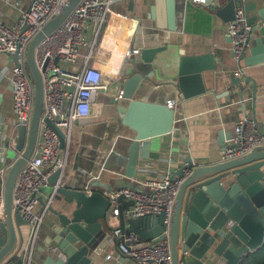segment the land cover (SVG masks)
Instances as JSON below:
<instances>
[{
    "label": "water",
    "instance_id": "95a60500",
    "mask_svg": "<svg viewBox=\"0 0 264 264\" xmlns=\"http://www.w3.org/2000/svg\"><path fill=\"white\" fill-rule=\"evenodd\" d=\"M79 1L67 0L27 45L25 66L34 88L32 115L28 126H16V146L12 153L16 156L4 181L0 264L23 262V254L19 251L24 243L22 226L25 221L17 211H12L11 199L16 176L35 147L42 112L43 82L34 51ZM148 3L156 26L172 30L174 0H148ZM165 5L168 23L163 12ZM254 5L253 2L245 4L243 0H224L214 4L212 11L223 22L229 23L238 8L247 13ZM256 10L255 15L247 17L250 25L255 23L256 17L264 21V5ZM249 50L250 55L242 54L238 59L236 73L241 72V76H235L234 72L230 75L240 92L241 77L245 83L250 80L243 75V67L264 61L262 38H257ZM13 60H16V54ZM124 63L118 82L122 96L119 99L111 97V103H117L115 109L121 123L132 132L124 172L107 182L93 181L85 187H70L65 182L58 183L63 169H56L48 177V182L54 185L46 204L48 231L42 246L36 249L39 258L34 260L33 253L29 264H99L109 243H116L112 232L117 228L123 233L133 231L144 242L161 240L167 230L171 264H237L247 252L264 243V147L226 162L193 166L190 158L184 161L171 175V179L179 178L181 183L168 225L164 223L162 212L126 219L122 196L118 198V215H113L114 206L107 193L121 188L148 193V187L139 179L142 161L157 158V153L151 150L157 138L179 131L180 118L175 106H170L169 102L147 101L140 95L150 91L151 84L172 87L180 99L201 95L205 92L202 72L214 69L213 53L186 55L172 45L144 47L137 57L125 58ZM45 122L58 136L60 148H64V131L54 121L46 119ZM75 122H90V117ZM255 160L259 161L251 163ZM15 249L16 254L3 261Z\"/></svg>",
    "mask_w": 264,
    "mask_h": 264
},
{
    "label": "built area",
    "instance_id": "2783aa9c",
    "mask_svg": "<svg viewBox=\"0 0 264 264\" xmlns=\"http://www.w3.org/2000/svg\"><path fill=\"white\" fill-rule=\"evenodd\" d=\"M66 1L30 0L29 8L21 12L13 24L6 25L0 21V53L11 58L16 54V60H13L7 73L12 92L14 129L18 125L28 126L32 115L34 88L25 66L27 45L58 14ZM187 1L207 6L209 2L218 0ZM112 3L113 0H80L61 24L35 48L34 60L43 82L42 112L35 147L16 176L11 199L12 211H17L27 226V238L19 251L23 254L22 264L30 263L43 235V216L37 212L38 194L48 185V177L56 169L65 166L64 159L59 157L61 148L58 136L47 125L46 119L54 121L68 140L72 123L92 116L97 90L111 86L113 96L121 98L123 90L118 82L124 59L139 53L138 49L130 46L136 19L114 12ZM227 36L232 56L238 60L248 48L251 38V25L243 8H238L234 19L227 24ZM123 37H126V43L119 50ZM79 60H82L81 64L77 63ZM69 65L77 66L75 70H69ZM237 75H241V72ZM15 146V137L10 138L4 143L1 152L3 148L14 150ZM263 147L264 134L257 132L255 122L246 117L240 118L234 124L229 145L220 153L219 162L232 160L252 149ZM191 162L193 166L203 165L193 160ZM9 167L10 164H0V222L3 221L4 181ZM171 175V168L167 166L161 177L143 181L149 189L148 193L128 188L107 193L110 204L114 206L113 215H118V198L122 196V201L127 202L123 209L126 219L162 212L164 223L168 225L173 201L181 183V179H171ZM112 237L116 241L118 255L132 259L137 264H171L167 230L161 240L151 242H144L133 231L123 233L119 228L113 230ZM14 253L16 249L3 261Z\"/></svg>",
    "mask_w": 264,
    "mask_h": 264
},
{
    "label": "crops",
    "instance_id": "0c3cea01",
    "mask_svg": "<svg viewBox=\"0 0 264 264\" xmlns=\"http://www.w3.org/2000/svg\"><path fill=\"white\" fill-rule=\"evenodd\" d=\"M222 1L224 0L201 6L187 0H174L171 15L173 29L170 30L156 26V18L151 15L148 0H113L111 7L114 12L136 19L130 36L132 48L140 51L153 45H172L186 55L213 53L214 69L202 72L205 87L203 94L180 99L172 87L164 88L161 84H151V90L140 95L147 101L170 102L177 108L180 118L179 131L163 135L152 143L151 150L157 153V158L142 161L144 165L140 168L139 174L142 181L161 177L167 166H170L173 173L189 158L196 164L203 165L219 162L220 153L229 145L234 124L240 118L246 117L254 121L257 131L264 133V61L243 67V75L248 76L250 80L245 83L244 77L243 79L241 77L242 90L238 91L230 79L233 72L238 76L236 71L239 60L231 53L230 40L227 36L228 23L223 22L212 11V6L221 4ZM252 2L255 5L246 13L247 17L255 15L256 8L264 5V0H243L245 4ZM29 5L30 0H0V21L6 25L13 24ZM163 12L168 23L166 5ZM260 37L264 44V21L256 17L255 23L251 25V38L248 48L243 53L244 56L250 55L249 49L254 47L255 40ZM125 43L126 37H123L118 49L120 50ZM12 64L13 58L0 53L1 165L10 164L16 156L12 155L14 152L9 148H3L1 152L4 143L16 137L12 92L7 78ZM76 66L69 65L67 68L75 70ZM110 87L96 91L90 122L72 123L68 140L66 135L65 147L59 154V157L64 159L65 166L58 183L65 182L70 187H85L89 182H107L119 178L124 172L132 132L121 123L115 109L117 103H111L114 93ZM257 161L259 160L251 163ZM53 186L48 182L38 194L37 212L43 216L41 225L43 235L35 248L34 260L39 258L36 249L42 246L48 231L46 204L51 197L50 191ZM126 206L127 202L123 200V209ZM22 232L26 241V225L22 226ZM2 239L3 236L0 241ZM98 261L99 264H137L132 259L118 255L115 242L109 243Z\"/></svg>",
    "mask_w": 264,
    "mask_h": 264
},
{
    "label": "trees",
    "instance_id": "16d2710c",
    "mask_svg": "<svg viewBox=\"0 0 264 264\" xmlns=\"http://www.w3.org/2000/svg\"><path fill=\"white\" fill-rule=\"evenodd\" d=\"M237 264H264V243L254 251L247 252Z\"/></svg>",
    "mask_w": 264,
    "mask_h": 264
},
{
    "label": "rangeland",
    "instance_id": "374dc122",
    "mask_svg": "<svg viewBox=\"0 0 264 264\" xmlns=\"http://www.w3.org/2000/svg\"><path fill=\"white\" fill-rule=\"evenodd\" d=\"M77 63H79V64H81L82 63V60H79ZM258 132V131H257ZM258 133H260V132H258ZM11 157V156H10Z\"/></svg>",
    "mask_w": 264,
    "mask_h": 264
}]
</instances>
